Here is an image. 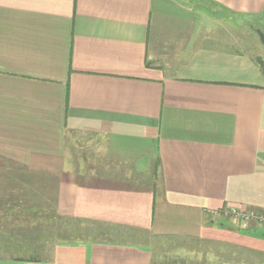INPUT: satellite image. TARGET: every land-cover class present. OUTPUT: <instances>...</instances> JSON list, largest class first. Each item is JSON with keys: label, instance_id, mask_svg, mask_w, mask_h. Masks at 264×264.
I'll return each mask as SVG.
<instances>
[{"label": "crops", "instance_id": "crops-1", "mask_svg": "<svg viewBox=\"0 0 264 264\" xmlns=\"http://www.w3.org/2000/svg\"><path fill=\"white\" fill-rule=\"evenodd\" d=\"M205 13L264 27V0H0V249L21 214L84 225L0 264H264L221 213L264 214V58Z\"/></svg>", "mask_w": 264, "mask_h": 264}, {"label": "rangeland", "instance_id": "rangeland-1", "mask_svg": "<svg viewBox=\"0 0 264 264\" xmlns=\"http://www.w3.org/2000/svg\"><path fill=\"white\" fill-rule=\"evenodd\" d=\"M206 13L202 14L203 16L205 15L206 17L204 21L202 19V22L205 23L206 25H209V30H210V31L208 30L209 33H212L213 35L217 36V39H219L221 35L224 37L227 33L230 32L235 33L234 36L236 37V39L244 43L243 46L244 49L250 51V53L260 49L261 50V51L259 50L260 56L264 58V48L259 41L258 35L256 34V30H258L257 28H259L262 32H264V27H261V23H259L260 21H258L254 17H237L234 18V20L230 18L227 20H221L220 22H217L216 20L213 21L212 19H210L208 17V14ZM230 27H232L235 30L231 29ZM214 38H210V39L214 40ZM244 40L248 42V44ZM251 42L252 45H250ZM4 202H5L4 204H8V205H25L26 202H28V200L26 198L18 199V198L5 197ZM229 209L231 208L222 210L221 213L223 215H226L227 217L229 216L231 217L232 215L228 213ZM239 212L245 213V211H239ZM20 217L21 220L19 221L18 225H16V229L13 230L14 236H16L14 237V239L16 238L14 240L15 246L14 245L8 246L6 249L5 242L10 240L11 234H9L10 231L8 230L5 231L4 240L2 242L4 243L3 244L4 249L3 248L0 249V254H6V255L12 254L15 256H22V257H31V256L41 257L47 254L45 250L48 249L49 246H51L49 244L55 242L56 240L74 239L75 237L81 235L82 232H84L83 224H80L78 221L72 218L60 217L59 215H55L53 213L21 214ZM23 217L26 218L27 220H25ZM212 251L213 253L214 252L216 253L217 248L213 247ZM223 251L224 250H222V252ZM246 257L255 258V256L253 255L250 256L246 255Z\"/></svg>", "mask_w": 264, "mask_h": 264}, {"label": "built area", "instance_id": "built-area-1", "mask_svg": "<svg viewBox=\"0 0 264 264\" xmlns=\"http://www.w3.org/2000/svg\"><path fill=\"white\" fill-rule=\"evenodd\" d=\"M227 213V212H225ZM228 213H230L233 217L240 218L243 220H252L260 225H264V214L256 213V212H239L234 208L229 209ZM217 216V213H214Z\"/></svg>", "mask_w": 264, "mask_h": 264}, {"label": "water", "instance_id": "water-1", "mask_svg": "<svg viewBox=\"0 0 264 264\" xmlns=\"http://www.w3.org/2000/svg\"><path fill=\"white\" fill-rule=\"evenodd\" d=\"M256 34L258 35L259 41L264 48V32L258 29L256 30Z\"/></svg>", "mask_w": 264, "mask_h": 264}, {"label": "trees", "instance_id": "trees-1", "mask_svg": "<svg viewBox=\"0 0 264 264\" xmlns=\"http://www.w3.org/2000/svg\"><path fill=\"white\" fill-rule=\"evenodd\" d=\"M259 65H260L261 70H262V72H263V74H264V61H262V60L260 59V60H259Z\"/></svg>", "mask_w": 264, "mask_h": 264}]
</instances>
